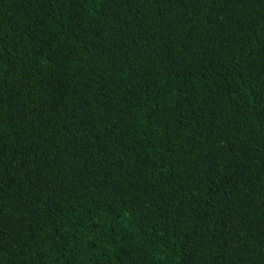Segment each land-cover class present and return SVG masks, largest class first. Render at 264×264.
<instances>
[{"label": "trees", "instance_id": "obj_1", "mask_svg": "<svg viewBox=\"0 0 264 264\" xmlns=\"http://www.w3.org/2000/svg\"><path fill=\"white\" fill-rule=\"evenodd\" d=\"M0 264H264V0H0Z\"/></svg>", "mask_w": 264, "mask_h": 264}]
</instances>
